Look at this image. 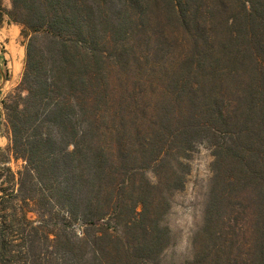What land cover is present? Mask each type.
Masks as SVG:
<instances>
[{
  "label": "trees",
  "instance_id": "trees-1",
  "mask_svg": "<svg viewBox=\"0 0 264 264\" xmlns=\"http://www.w3.org/2000/svg\"><path fill=\"white\" fill-rule=\"evenodd\" d=\"M4 22L24 58L2 105L0 264H160L198 144L188 264H264V0H0Z\"/></svg>",
  "mask_w": 264,
  "mask_h": 264
},
{
  "label": "rangeland",
  "instance_id": "rangeland-1",
  "mask_svg": "<svg viewBox=\"0 0 264 264\" xmlns=\"http://www.w3.org/2000/svg\"><path fill=\"white\" fill-rule=\"evenodd\" d=\"M8 7L9 0H3ZM19 26L4 22L0 27V149L8 146L3 102L18 85L23 68L24 49ZM212 156L205 144H198L189 154V172L184 186L169 196L170 206L164 217L171 242L159 258L160 264H188L192 258L191 239L202 223L203 207L210 179ZM20 161L16 163L19 165ZM11 167L15 164L11 162ZM145 175L153 180L150 170Z\"/></svg>",
  "mask_w": 264,
  "mask_h": 264
}]
</instances>
